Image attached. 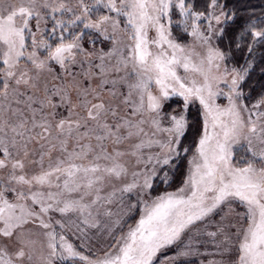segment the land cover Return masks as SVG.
<instances>
[{
	"label": "snow or ice",
	"instance_id": "snow-or-ice-1",
	"mask_svg": "<svg viewBox=\"0 0 264 264\" xmlns=\"http://www.w3.org/2000/svg\"><path fill=\"white\" fill-rule=\"evenodd\" d=\"M229 21L222 0H0V264H264V93L245 95L251 61L234 66L216 43ZM90 32L111 47L86 49ZM233 43L264 46V18ZM85 64L100 83L76 86L77 101L47 87L64 79L54 65L75 80ZM173 97L179 111H165ZM192 108L187 171L154 195L189 153Z\"/></svg>",
	"mask_w": 264,
	"mask_h": 264
},
{
	"label": "rangeland",
	"instance_id": "rangeland-1",
	"mask_svg": "<svg viewBox=\"0 0 264 264\" xmlns=\"http://www.w3.org/2000/svg\"><path fill=\"white\" fill-rule=\"evenodd\" d=\"M74 2V0H73ZM67 19V16L65 17ZM179 19V17L174 16V20ZM75 30V29H74ZM173 35L175 36L174 32ZM89 37L91 39L95 40V45L93 46L92 44L89 43ZM178 38V37H177ZM179 42L182 44H187L191 42V37L188 36L187 39L185 40H180L178 38ZM84 47L86 49L92 50L93 47H95L96 50H101L103 49L104 51H107L110 47L111 44L109 41H105L102 39V37H99L98 34L96 33H88L85 36L84 39ZM217 43V41H216ZM43 51V50H42ZM94 63H99V61H94ZM87 68V64H85L84 68L80 67L79 65L72 66L71 71L72 73L75 74V80H73L72 76H69L65 74L59 67V65H54L55 73L58 75H61L64 77L63 80H53L51 76H47L45 78V83L47 84V87L51 88L53 84L56 85H64L68 86L69 88L72 89L71 95L73 101H77L78 93L76 91V86H82V87H96L100 81L98 79H92L91 77L85 78L83 75L85 69ZM93 72L98 71L94 66L92 69ZM111 87V85H106L105 88ZM43 94V93H41ZM105 98H107V92H105ZM58 97L54 98L56 102H58ZM220 102H225V101H220ZM181 107V100L180 98L173 97L165 106V111H179ZM60 113L66 114L67 109L66 108H60L58 109ZM190 112H196L195 108L190 109ZM192 140H186L184 141V147L189 148V153L187 154H182V157L175 161V167L168 172V177L169 180L168 182H164L163 176L158 177L154 181V192L153 194H160L161 192L167 190V191H174L181 183L184 174L187 171L188 168V161L191 158V154L194 151V146L192 147ZM148 151H155L153 150H146V153ZM178 173V175H177ZM142 209H138L137 211H134L130 217H126L127 223L129 224H134L135 221L139 218L138 217V212ZM117 231H120L119 228H117ZM123 231H127V228H124ZM96 230H90L89 235L93 236V244L94 248L96 251L101 252L102 249H104L107 244L110 242L106 236H95ZM73 240L75 241V238L73 237ZM76 243H79V241H75ZM204 249H201L203 251ZM210 250V249H209ZM168 255H174L173 250L169 249ZM200 261H205L206 264V257L204 256H191L182 261V264H200ZM65 264H69V262H65Z\"/></svg>",
	"mask_w": 264,
	"mask_h": 264
},
{
	"label": "trees",
	"instance_id": "trees-1",
	"mask_svg": "<svg viewBox=\"0 0 264 264\" xmlns=\"http://www.w3.org/2000/svg\"><path fill=\"white\" fill-rule=\"evenodd\" d=\"M222 2L228 10L235 14V21H229L228 24L224 25V36L222 39L217 40V44L223 49L231 50V62L234 66L239 67L251 61L252 68L242 88L246 96H250L252 100H255L260 94L264 93V46H257L254 53L249 54L246 50H237L233 40L240 26L246 21L264 18V0H222ZM193 4L197 10L203 11L206 6V0H193ZM173 32L180 40H185L188 37L181 28L175 25ZM244 48L246 49V45H244ZM245 102L249 101L246 100ZM190 119L196 125V128L190 130L186 140H192L191 144L193 147L198 139L200 125L196 112H191Z\"/></svg>",
	"mask_w": 264,
	"mask_h": 264
}]
</instances>
